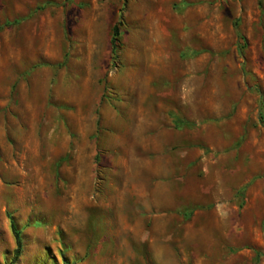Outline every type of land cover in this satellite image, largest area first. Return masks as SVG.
I'll return each instance as SVG.
<instances>
[{
  "label": "rangeland",
  "instance_id": "rangeland-1",
  "mask_svg": "<svg viewBox=\"0 0 264 264\" xmlns=\"http://www.w3.org/2000/svg\"><path fill=\"white\" fill-rule=\"evenodd\" d=\"M0 264H264V0H0Z\"/></svg>",
  "mask_w": 264,
  "mask_h": 264
},
{
  "label": "trees",
  "instance_id": "trees-1",
  "mask_svg": "<svg viewBox=\"0 0 264 264\" xmlns=\"http://www.w3.org/2000/svg\"><path fill=\"white\" fill-rule=\"evenodd\" d=\"M118 36H119V30L118 26L115 25L112 29V36L110 39V44L112 47V53H115L116 47H117V41H118ZM10 228L14 237L15 241V250H14V255L13 258H17L21 252V247H22V240L20 236V231L17 230L16 225L14 221L10 218Z\"/></svg>",
  "mask_w": 264,
  "mask_h": 264
}]
</instances>
